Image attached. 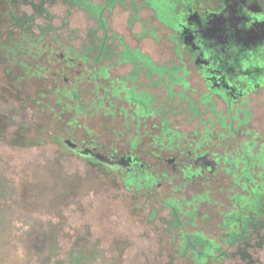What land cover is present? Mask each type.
Here are the masks:
<instances>
[{"label":"rangeland","instance_id":"1","mask_svg":"<svg viewBox=\"0 0 264 264\" xmlns=\"http://www.w3.org/2000/svg\"><path fill=\"white\" fill-rule=\"evenodd\" d=\"M45 7L46 13L40 15L31 4L19 5L17 13L35 15L32 33L23 38L8 14L0 12V176L5 190L0 198V264H39L43 256L33 247L34 238L51 231L56 239L51 264L66 257L76 237L87 231L98 253L86 264H195L192 255L177 249L179 243L168 223L171 210L167 201H178L184 210L195 209L196 223L187 225L186 230H199L222 242L229 230L222 225L224 217L236 209L234 196L242 187L233 177L224 172L208 179L145 177L151 189L129 186L124 173L74 154L54 140L56 134L67 137L73 133L78 140L92 136L103 153L114 149L126 152L131 138L144 133V128L131 122L124 124L118 113L93 106L98 87L86 76L74 72L69 81L58 77L55 73L63 59L57 54L70 49L79 56L85 45L93 44L91 37L106 34L109 42L116 43L119 34L129 45L141 46L156 59L177 60L172 35L146 7L138 10L139 19L132 24L130 8L116 5L106 10V33L101 29L95 33L99 25L90 13L62 0L47 1ZM153 26L154 36H140L143 27ZM37 39L38 45L33 43ZM8 45L17 51L15 59L8 57ZM190 80L197 89L203 88L198 77ZM73 83L82 101L87 100L81 106L83 111L66 93ZM155 93L159 94L158 90ZM191 95L197 98L198 94L191 90ZM180 98L173 101V127L198 134L205 126L185 119L184 104L177 105ZM247 99L243 106L251 109L250 122L222 143L236 148L253 138L258 152L264 144V87ZM144 138L147 148L148 138ZM259 157L264 158V149ZM147 160L155 163L150 154ZM254 169L262 170L260 166ZM227 251L229 255L214 264H264V228L252 235L247 258L233 254L235 246Z\"/></svg>","mask_w":264,"mask_h":264},{"label":"flooded vegetation","instance_id":"2","mask_svg":"<svg viewBox=\"0 0 264 264\" xmlns=\"http://www.w3.org/2000/svg\"><path fill=\"white\" fill-rule=\"evenodd\" d=\"M164 1V20L154 8H146L172 35L177 60L156 59L141 46L129 45L119 34L116 43L109 42L106 34L100 36L104 39L98 44L100 49H93L91 41L79 56L70 49L57 54L63 59L55 73L58 77L69 81L74 72L86 76L98 87L93 106L118 113L124 124L144 128L143 134L131 138L126 152L114 149L103 153L95 138L78 140L73 133L66 137L71 146L64 148L120 171L125 179L142 182L147 189L152 184L146 178L152 177L208 179L224 172L235 178L247 171L253 178L262 176V170L254 168L259 167L256 156L264 144L255 152L257 141L253 138L236 148L222 141L250 122L251 109L243 104L264 87V0ZM153 28L143 27L140 36H154ZM96 55L100 57L94 58ZM114 71H118L115 76ZM191 77H198L203 88L194 87ZM72 86L67 92L73 98L77 92L76 84ZM191 90L197 92V98ZM176 97H181L177 105L185 106L181 108L185 119L205 126L198 134L173 127L170 116L175 113ZM81 106L77 103L76 108L83 111ZM144 137L148 138L147 148ZM149 154L155 163L147 160Z\"/></svg>","mask_w":264,"mask_h":264},{"label":"trees","instance_id":"3","mask_svg":"<svg viewBox=\"0 0 264 264\" xmlns=\"http://www.w3.org/2000/svg\"><path fill=\"white\" fill-rule=\"evenodd\" d=\"M47 1L54 0H40L39 2L34 0H0V12L3 11L8 14L12 19L13 25L17 26L23 32L20 36V38H23L32 33L35 15H29L26 12L22 14L17 13L20 11L19 5L21 3L31 4L35 12L42 15L46 13L45 5ZM138 1L140 5H133ZM62 2L70 7L80 8L90 13L99 25L94 30L95 33L99 29L106 31L109 28L104 13L116 5H122L131 9L130 24L139 19L137 14L138 10L146 6L154 8L158 18L164 20V0H132L130 3L127 0H62ZM42 34H45V29H43ZM39 41L40 39H37L33 43L38 45ZM91 41L94 43L93 49L96 50L97 48L100 49L98 44L104 42V39L93 36ZM18 44L20 47H23L21 42H18ZM41 45H43L42 42ZM5 49L9 58L15 59L17 57V51L14 47L12 48L8 45ZM21 49H24V47ZM99 57L100 55L94 56L96 59ZM21 65L27 69L30 68L25 63H21ZM66 93L68 94V92ZM68 96L71 97V95ZM73 99L77 101L78 106L83 105L81 97H77V94L76 97L73 96ZM54 140L63 148L71 146L66 137L61 134H56ZM260 154H257L258 156L256 157L257 163L262 169L261 181L258 182L248 171L244 176L234 178L235 184H240L242 187L234 196L236 209L231 210L224 217V223L222 225L229 230L222 242H218L202 231L186 230L185 227L187 225H195L196 223L195 209L184 210L178 201L174 199L167 201L171 210V219L168 220V223L174 234V239L179 243L177 249L183 255H192L196 262L195 264H214L215 261H220L227 257L229 255L227 248L234 246L236 247V251L233 254L239 253L242 258L249 256L247 247L250 245L252 235L264 228V158L259 157ZM98 162L101 161L99 160ZM251 165H254V163L251 162ZM127 183L129 186L134 184L139 186L145 185L142 182H135L130 178L127 179ZM4 192V181L0 176V198L4 196ZM90 235L91 233L87 231L84 235L77 236L74 241V246L68 251L67 256L56 259L55 264H86L95 259L98 253L97 245L89 242ZM55 240V235L52 231L51 233H43L34 238L32 245L43 256L39 264H51L54 258Z\"/></svg>","mask_w":264,"mask_h":264},{"label":"water","instance_id":"4","mask_svg":"<svg viewBox=\"0 0 264 264\" xmlns=\"http://www.w3.org/2000/svg\"><path fill=\"white\" fill-rule=\"evenodd\" d=\"M71 145V144H70Z\"/></svg>","mask_w":264,"mask_h":264}]
</instances>
